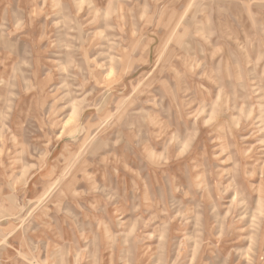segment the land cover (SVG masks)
Listing matches in <instances>:
<instances>
[{
  "label": "rangeland",
  "instance_id": "rangeland-1",
  "mask_svg": "<svg viewBox=\"0 0 264 264\" xmlns=\"http://www.w3.org/2000/svg\"><path fill=\"white\" fill-rule=\"evenodd\" d=\"M0 264H264V0H0Z\"/></svg>",
  "mask_w": 264,
  "mask_h": 264
},
{
  "label": "crops",
  "instance_id": "crops-1",
  "mask_svg": "<svg viewBox=\"0 0 264 264\" xmlns=\"http://www.w3.org/2000/svg\"><path fill=\"white\" fill-rule=\"evenodd\" d=\"M64 249H66V246H65V248Z\"/></svg>",
  "mask_w": 264,
  "mask_h": 264
}]
</instances>
